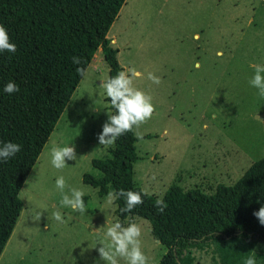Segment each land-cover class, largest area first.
<instances>
[{
	"label": "rangeland",
	"instance_id": "1",
	"mask_svg": "<svg viewBox=\"0 0 264 264\" xmlns=\"http://www.w3.org/2000/svg\"><path fill=\"white\" fill-rule=\"evenodd\" d=\"M108 37L122 71L136 70L134 85L155 106L152 118L135 129L141 136L134 180L144 192L161 199L177 183L210 194L219 184H235L264 157V98L249 84L253 65H264V0H126ZM86 72L21 189L23 209L0 264H106L97 248L119 222L117 204L83 181L85 173L101 176L92 159L111 157L114 145L98 142L114 114L102 87L109 67L101 48ZM149 72L161 83L150 81ZM54 146H73L77 159L57 170ZM61 175L65 192L84 191V214L60 206L55 181ZM57 209L64 223L53 218ZM130 222L142 228L149 264H158L167 248L150 222L136 217L123 225ZM196 254L197 264L217 259L212 249ZM252 255L264 264V242Z\"/></svg>",
	"mask_w": 264,
	"mask_h": 264
},
{
	"label": "trees",
	"instance_id": "2",
	"mask_svg": "<svg viewBox=\"0 0 264 264\" xmlns=\"http://www.w3.org/2000/svg\"><path fill=\"white\" fill-rule=\"evenodd\" d=\"M125 2L0 0V24L17 46L15 53L0 52V143L21 145L13 158L0 162V256L23 209L21 189L82 80L72 57H81L87 70L101 48L109 78L123 69L108 32ZM10 81L18 92L3 91ZM137 141L135 128L120 136L109 148L111 157L92 159L101 176L85 173L83 181L101 197L120 189L141 192L144 202L131 213L120 211L123 198L115 200L116 213L121 224L136 217L150 222L153 236L167 248L158 264H197L196 252L207 249L217 257L215 264H244L264 242V225L253 215L264 206V157L235 184H219L210 194L172 184L160 213L159 198L144 195L134 180Z\"/></svg>",
	"mask_w": 264,
	"mask_h": 264
},
{
	"label": "clouds",
	"instance_id": "3",
	"mask_svg": "<svg viewBox=\"0 0 264 264\" xmlns=\"http://www.w3.org/2000/svg\"><path fill=\"white\" fill-rule=\"evenodd\" d=\"M15 53L17 51L16 44L10 42L7 29L0 24V52ZM72 63L77 65L76 72L82 78L87 76V72L83 64V59L79 56L72 57ZM254 74L249 84L258 90V96L264 98V65H253ZM137 72L135 69L128 71H120L116 76L110 77L102 84L105 95L110 98L111 105L116 110L115 114H108V120L102 125V131L98 134V142L103 146H110L127 132L139 127L150 120L155 112V106L152 97L144 91L138 89L134 85ZM148 79L155 84H160L161 80L153 73H148ZM19 86L10 81L3 91L8 94L18 92ZM137 137L141 133H135ZM21 151V145L11 141L0 143V162H7ZM77 154L73 146H54L51 149V164L57 170L64 169L67 160H76ZM56 188L61 193V207L71 208L73 212L84 214L86 206L84 202V191L77 188H70L68 192L65 189L69 186L64 176H59L56 181ZM147 193H144L146 195ZM123 198L125 207L120 211L122 213H131L138 205L143 204V196L141 192L120 189L118 191L109 192L107 199L109 203ZM160 213H163L167 205L163 199H157L155 202ZM53 218L64 223L63 214L59 209L53 212ZM253 215L264 225V206H261ZM41 213H38L40 219ZM142 228L135 222L123 225L116 222L107 228L104 240L101 241L100 247L97 248L98 256L106 264H120V260L126 261V264H149V258L142 250ZM244 264H256L255 255L249 256Z\"/></svg>",
	"mask_w": 264,
	"mask_h": 264
},
{
	"label": "crops",
	"instance_id": "4",
	"mask_svg": "<svg viewBox=\"0 0 264 264\" xmlns=\"http://www.w3.org/2000/svg\"><path fill=\"white\" fill-rule=\"evenodd\" d=\"M97 146H98V145H97ZM97 146H96V147H97ZM108 152H109V150H108Z\"/></svg>",
	"mask_w": 264,
	"mask_h": 264
},
{
	"label": "water",
	"instance_id": "5",
	"mask_svg": "<svg viewBox=\"0 0 264 264\" xmlns=\"http://www.w3.org/2000/svg\"><path fill=\"white\" fill-rule=\"evenodd\" d=\"M158 242H160L159 240H157Z\"/></svg>",
	"mask_w": 264,
	"mask_h": 264
}]
</instances>
